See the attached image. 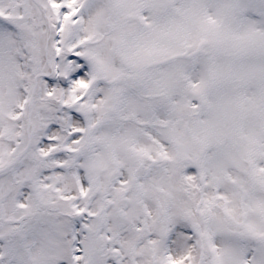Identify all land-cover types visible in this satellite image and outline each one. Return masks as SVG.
I'll return each mask as SVG.
<instances>
[{
	"label": "snow or ice",
	"instance_id": "1",
	"mask_svg": "<svg viewBox=\"0 0 264 264\" xmlns=\"http://www.w3.org/2000/svg\"><path fill=\"white\" fill-rule=\"evenodd\" d=\"M0 264H264V0H0Z\"/></svg>",
	"mask_w": 264,
	"mask_h": 264
}]
</instances>
